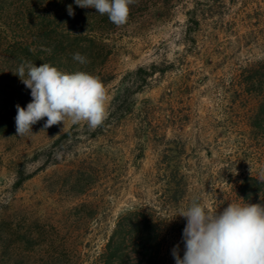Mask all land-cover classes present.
<instances>
[{
	"label": "rangeland",
	"instance_id": "1",
	"mask_svg": "<svg viewBox=\"0 0 264 264\" xmlns=\"http://www.w3.org/2000/svg\"><path fill=\"white\" fill-rule=\"evenodd\" d=\"M69 2L62 22L80 37L0 43V264H98L129 212L183 224L194 197L210 210L244 204L238 182L264 172L260 98L244 73L264 60V0H136L122 27ZM23 60L98 76L107 119L44 129V118L16 136V105L32 99L13 74ZM170 171L180 193L163 207Z\"/></svg>",
	"mask_w": 264,
	"mask_h": 264
},
{
	"label": "clouds",
	"instance_id": "2",
	"mask_svg": "<svg viewBox=\"0 0 264 264\" xmlns=\"http://www.w3.org/2000/svg\"><path fill=\"white\" fill-rule=\"evenodd\" d=\"M135 2L75 0L81 8L107 15L117 27L128 22ZM67 12L74 15L71 5ZM44 51L51 53V49ZM73 59L82 65L88 63L79 52ZM13 74L30 89L32 98L26 108L16 105V136L33 134L32 126L44 118V129L66 120L84 122L95 129L107 119V92L98 76L85 71L70 73L47 62L37 66L31 60H23ZM260 178L264 181V172ZM177 216L186 220L182 233L185 251L181 257L179 244L174 246L175 264H264V203L234 201L220 211L208 209L200 197H194Z\"/></svg>",
	"mask_w": 264,
	"mask_h": 264
},
{
	"label": "trees",
	"instance_id": "3",
	"mask_svg": "<svg viewBox=\"0 0 264 264\" xmlns=\"http://www.w3.org/2000/svg\"><path fill=\"white\" fill-rule=\"evenodd\" d=\"M69 4V0H0V43L7 44L13 51L17 47L28 51L31 44L41 39L73 35L62 22L68 14ZM80 36L79 30L74 37ZM34 47L32 51L39 53V47ZM141 71L138 69L136 73ZM244 73L248 92L253 91L260 98V111L251 127L264 134V60L249 64ZM163 175L166 189L162 205L172 206L177 204L176 196L180 193L179 185L175 182L178 174L170 171ZM24 180L26 178L20 179L19 185ZM238 183V193L244 203H264V181L260 177H245ZM227 204L225 200V205L217 206L215 210L222 211ZM163 207L160 206V209ZM171 220L163 210L153 208L135 210L119 218L98 264H175L172 249L179 244L183 257L182 233L186 221L180 224L178 218L174 222Z\"/></svg>",
	"mask_w": 264,
	"mask_h": 264
}]
</instances>
